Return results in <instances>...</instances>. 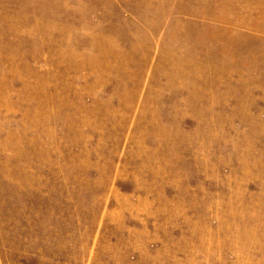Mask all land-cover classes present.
<instances>
[{
  "label": "rangeland",
  "instance_id": "1",
  "mask_svg": "<svg viewBox=\"0 0 264 264\" xmlns=\"http://www.w3.org/2000/svg\"><path fill=\"white\" fill-rule=\"evenodd\" d=\"M0 264H264V0H0Z\"/></svg>",
  "mask_w": 264,
  "mask_h": 264
}]
</instances>
